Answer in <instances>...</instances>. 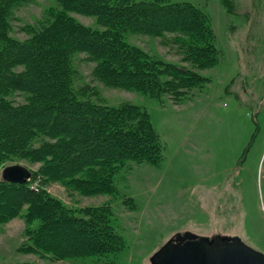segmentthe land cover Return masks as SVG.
Here are the masks:
<instances>
[{"label":"rangeland","instance_id":"374dc122","mask_svg":"<svg viewBox=\"0 0 264 264\" xmlns=\"http://www.w3.org/2000/svg\"><path fill=\"white\" fill-rule=\"evenodd\" d=\"M180 1L207 13L219 52L214 65L198 68L188 60L176 41L180 34L125 31L123 39L163 64L198 71L204 81L182 87L178 79L183 75L164 67L158 68L162 86L155 91L113 85L98 72L99 56L73 50L68 72L73 99L61 104H81V113L89 106L119 111L135 105L149 115L151 149L131 152L140 147H124L127 141H119L112 148H100L110 156L119 153L118 160L98 158L79 170L60 169L66 168L69 156L101 141L104 132L95 136L91 119H86L73 125L62 120L77 132L76 143L81 144L69 153L57 150L39 160L26 155L24 148L0 152V264H151V256L166 241L185 231L210 238L238 236L264 252V0ZM63 10V0H23L10 4L0 20V74L5 75L0 98L8 105L25 109L43 99L45 93L38 90L32 95L5 84L11 76L34 72L17 57L43 26L60 19ZM63 13L73 25L114 36L95 15L74 9ZM130 113L134 116V110ZM86 124L89 138L80 131ZM5 126L0 125V132ZM33 130L29 128L26 147L65 140L64 131L53 137L44 128ZM3 144L5 150L15 149ZM12 164L29 170L24 183L30 192H41L52 206L56 202L54 209L47 207L44 218L33 208L42 199L6 187L2 170ZM45 165L60 170L53 177L49 169L47 176ZM108 168L109 189L95 182L110 172ZM47 240L69 250H50L49 242L43 244Z\"/></svg>","mask_w":264,"mask_h":264},{"label":"trees","instance_id":"16d2710c","mask_svg":"<svg viewBox=\"0 0 264 264\" xmlns=\"http://www.w3.org/2000/svg\"><path fill=\"white\" fill-rule=\"evenodd\" d=\"M2 1L0 4H3L0 6V20L3 21L9 5L23 0ZM63 5L64 10L58 14L60 19H56L50 26H47L48 24L43 26L41 32L37 33L36 37L32 38L33 41L26 46L30 49L22 48L17 57V61L27 66V68L32 67L31 71L34 70V72L30 71L31 74L23 76H11L9 85L5 84L8 86L7 88L10 85L17 86L31 94L33 93L32 95H37L38 91L45 93V95L38 104L35 106H32V104L27 105L25 109L8 105L9 103L7 104L0 98V125L5 126L1 120H4L6 124L5 131L0 132V152L6 154L16 153L19 148H24V150L26 149L24 151L26 155L39 160L44 154L56 155L57 150L63 154L69 153L78 144L76 143L77 132L67 127L66 124L64 125L62 120L73 125L86 119H91L93 127L96 129L95 136L104 132V135L100 137L101 141L95 144L94 147H89L85 152L80 151V154L75 152V154L69 156V162L73 161L74 164L71 165L67 162L66 168L61 165L60 169L66 171L79 170L78 167L98 158L108 159V157H112L111 160H118V157L121 156L119 153L116 152L117 154L110 156V152L101 151L100 148H112L119 141L120 143L121 141H127L124 147L127 145L140 147L138 150L131 152L140 154L148 152L152 146H150L151 139L149 135L151 132L153 133L150 118L145 111L135 105H129L119 111L107 107L99 109L89 106L87 112L81 113L79 112V108L83 107L81 104H75L74 102L64 103L65 106L63 103L61 104V102H64L63 100L73 99L68 81L70 55L73 50L77 49L94 52L97 58L99 56L98 72L101 78L113 85L148 92L155 91L156 88L162 86L158 82V75L159 70L164 67L183 75L182 79H178L180 83L184 82L182 83L183 86L181 85L182 87H185V84L197 85L205 79L198 71L182 65L177 67L174 64L172 66L163 64L161 61L152 59L138 47L129 46L123 39V33L125 31H136L155 35H162L165 32L180 34L182 36H178L176 41L185 48L186 58L198 68H207L216 63L219 54L214 41L215 34L207 18V13L180 0H63ZM67 9L97 16L103 22H106L109 27L107 31L112 32L111 34L114 36H106L105 34L108 32L89 30L80 25H73L71 21L64 19L66 15L63 12ZM76 39H78V42L75 41ZM5 51L7 53V50ZM11 51L15 52L14 49ZM173 74L175 76V73ZM4 79L5 75L1 73V85ZM58 97H61V100ZM70 105L71 107L67 108ZM36 106H38L37 110H32ZM131 110H134V116L130 113ZM35 111L38 113H35ZM42 116L49 117V119L44 120ZM59 120L61 121L59 122ZM89 126L86 124L85 127L80 129L83 134L82 137H91ZM29 128L39 130V132L44 128L46 132H43L53 137H58V133L64 131L65 140L57 139L53 143L48 142L40 147L29 148L26 147ZM14 136L17 138L11 139ZM2 141L8 142L15 149L5 150L6 147ZM78 145L81 146V144ZM147 146L149 147L146 148ZM54 166L57 165H45V175L50 174V169L51 176L54 177L57 171L60 170ZM108 170L110 172L98 175L99 177L95 181L98 185L103 184L101 187H108L107 189L112 188L111 180L106 178L111 173L110 168ZM101 172H94V174ZM4 183L9 191L28 192L29 195L38 196L39 199H42L43 201L33 206L35 210H40L42 215L44 214L42 218L46 216L48 206L50 209H54L56 205L55 201L54 207L50 205L51 200L44 199L45 197L40 194L41 192H30L25 183L8 181H4ZM26 194L23 195L26 196ZM50 239L51 241L55 240ZM48 242L47 240L43 244L47 245ZM51 243H48L50 250L58 252H61L59 250H69L67 247L61 249L62 247L57 245L59 244L57 241L56 244Z\"/></svg>","mask_w":264,"mask_h":264},{"label":"water","instance_id":"95a60500","mask_svg":"<svg viewBox=\"0 0 264 264\" xmlns=\"http://www.w3.org/2000/svg\"><path fill=\"white\" fill-rule=\"evenodd\" d=\"M30 176L21 164L8 165L2 179L24 183ZM151 264H264V252L238 236L208 237L185 231L166 241L150 258Z\"/></svg>","mask_w":264,"mask_h":264}]
</instances>
